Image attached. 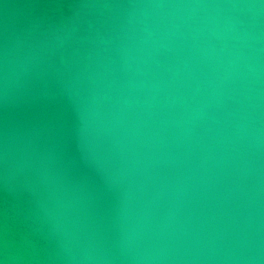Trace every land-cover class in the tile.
<instances>
[{
  "label": "water",
  "instance_id": "95a60500",
  "mask_svg": "<svg viewBox=\"0 0 264 264\" xmlns=\"http://www.w3.org/2000/svg\"><path fill=\"white\" fill-rule=\"evenodd\" d=\"M0 259L264 264V0H0Z\"/></svg>",
  "mask_w": 264,
  "mask_h": 264
},
{
  "label": "clouds",
  "instance_id": "9594fccd",
  "mask_svg": "<svg viewBox=\"0 0 264 264\" xmlns=\"http://www.w3.org/2000/svg\"><path fill=\"white\" fill-rule=\"evenodd\" d=\"M69 252H71V249H69ZM0 264H7L6 259H0Z\"/></svg>",
  "mask_w": 264,
  "mask_h": 264
}]
</instances>
